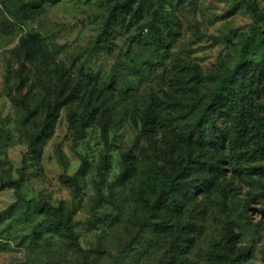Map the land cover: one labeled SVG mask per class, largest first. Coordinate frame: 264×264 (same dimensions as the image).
I'll return each instance as SVG.
<instances>
[{
  "label": "rangeland",
  "instance_id": "obj_1",
  "mask_svg": "<svg viewBox=\"0 0 264 264\" xmlns=\"http://www.w3.org/2000/svg\"><path fill=\"white\" fill-rule=\"evenodd\" d=\"M119 1L126 19L106 27L114 0H0V264H264V173L232 174L226 119L188 139L245 40L264 39V0ZM35 63L67 84L37 151ZM156 166L179 175L170 217L147 181ZM19 179V194L5 185Z\"/></svg>",
  "mask_w": 264,
  "mask_h": 264
},
{
  "label": "trees",
  "instance_id": "obj_2",
  "mask_svg": "<svg viewBox=\"0 0 264 264\" xmlns=\"http://www.w3.org/2000/svg\"><path fill=\"white\" fill-rule=\"evenodd\" d=\"M111 6V17L106 23L109 26L112 19H126L125 7L129 2L114 0ZM13 5L21 7L24 0H10ZM36 46L31 37L23 39V52L31 56ZM26 64H23L24 68ZM44 64L35 63V70L42 86V104L46 112L42 127L31 137V147L36 150L39 142L46 138L53 127L61 107L62 96L67 90V84L55 88L44 76ZM60 72V69L56 70ZM24 80V79H23ZM22 80V82H23ZM24 84H21V87ZM222 119H226L222 134L221 146L226 150L225 163L233 175L238 177L255 176L264 173V39L259 30H253L245 40L241 57L233 69L219 76L214 90L206 106L203 123L193 126L188 136L190 141L202 143L205 136L212 135L219 128ZM0 118V122H2ZM203 124V125H202ZM217 167H221L219 164ZM146 172L150 188L157 195L155 208L162 210L167 217L173 216L181 208L179 175L164 166H156ZM21 179L10 180L6 186L14 188L17 194L21 189ZM20 207L29 205L19 196ZM54 209L43 200L38 207ZM169 215V216H168ZM56 224L69 238L75 240L76 235L69 222L57 220ZM178 231L177 223L173 227ZM233 230L228 237H233ZM245 254V253H244Z\"/></svg>",
  "mask_w": 264,
  "mask_h": 264
}]
</instances>
